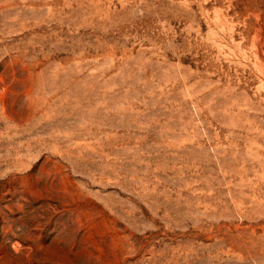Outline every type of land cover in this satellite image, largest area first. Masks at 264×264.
Segmentation results:
<instances>
[{
	"label": "rangeland",
	"instance_id": "1",
	"mask_svg": "<svg viewBox=\"0 0 264 264\" xmlns=\"http://www.w3.org/2000/svg\"><path fill=\"white\" fill-rule=\"evenodd\" d=\"M0 264H264V0H0Z\"/></svg>",
	"mask_w": 264,
	"mask_h": 264
}]
</instances>
